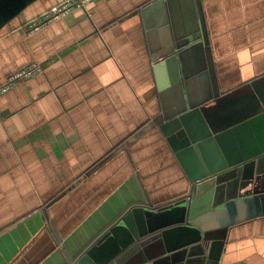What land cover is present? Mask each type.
<instances>
[{
	"label": "crops",
	"instance_id": "obj_1",
	"mask_svg": "<svg viewBox=\"0 0 264 264\" xmlns=\"http://www.w3.org/2000/svg\"><path fill=\"white\" fill-rule=\"evenodd\" d=\"M61 1L0 29V83L41 68L0 95V264H66L145 194L187 195L162 113L264 74V0H92L26 29ZM192 38L171 85L163 58ZM217 238L208 264H264V215Z\"/></svg>",
	"mask_w": 264,
	"mask_h": 264
},
{
	"label": "water",
	"instance_id": "obj_2",
	"mask_svg": "<svg viewBox=\"0 0 264 264\" xmlns=\"http://www.w3.org/2000/svg\"><path fill=\"white\" fill-rule=\"evenodd\" d=\"M34 1L0 0V29ZM193 41L161 59L171 85ZM161 119L188 194L160 206L145 194L66 264H110L127 252L118 264H208L219 233L264 215V74L200 101L186 96Z\"/></svg>",
	"mask_w": 264,
	"mask_h": 264
},
{
	"label": "built area",
	"instance_id": "obj_3",
	"mask_svg": "<svg viewBox=\"0 0 264 264\" xmlns=\"http://www.w3.org/2000/svg\"><path fill=\"white\" fill-rule=\"evenodd\" d=\"M90 1L92 0H63L27 22L25 27L30 33L37 32L52 22L61 19L74 9L84 8ZM40 72L41 68L37 64L31 63L11 73L3 83H0V95Z\"/></svg>",
	"mask_w": 264,
	"mask_h": 264
},
{
	"label": "trees",
	"instance_id": "obj_4",
	"mask_svg": "<svg viewBox=\"0 0 264 264\" xmlns=\"http://www.w3.org/2000/svg\"><path fill=\"white\" fill-rule=\"evenodd\" d=\"M128 253H129V252L125 253L121 258L115 260L114 262H112V263H110V264H118V263H119V262H120L125 256H127ZM68 262L71 263V262L69 261V258H68Z\"/></svg>",
	"mask_w": 264,
	"mask_h": 264
}]
</instances>
